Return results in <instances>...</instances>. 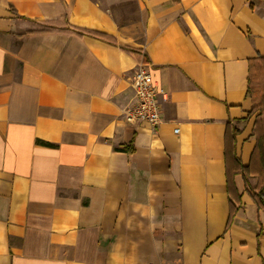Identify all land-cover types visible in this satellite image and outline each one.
<instances>
[{"label":"crops","instance_id":"crops-1","mask_svg":"<svg viewBox=\"0 0 264 264\" xmlns=\"http://www.w3.org/2000/svg\"><path fill=\"white\" fill-rule=\"evenodd\" d=\"M263 55L264 0H0V264H264L225 161L250 162ZM142 63L154 128L123 118Z\"/></svg>","mask_w":264,"mask_h":264},{"label":"trees","instance_id":"trees-1","mask_svg":"<svg viewBox=\"0 0 264 264\" xmlns=\"http://www.w3.org/2000/svg\"><path fill=\"white\" fill-rule=\"evenodd\" d=\"M128 51L136 56H141V54L135 50L128 49ZM143 60L145 61V57H143ZM246 94L252 104V110L249 113V116L255 115L252 136L256 141V145L252 152L248 166L243 167L240 164V161L236 158L235 154L231 153L234 149L233 145L230 147L226 142V187L228 192L233 191L234 175L236 173H241L246 188L250 191L258 210L264 211V55L249 60V77ZM228 133L229 127L227 126L226 138ZM232 133L234 136L236 131L234 130ZM229 162H231L232 171L229 168ZM251 177L256 178V184L254 187H249L248 185L247 180ZM238 207L239 205L235 207L230 203L228 224L236 213Z\"/></svg>","mask_w":264,"mask_h":264},{"label":"built area","instance_id":"built-area-1","mask_svg":"<svg viewBox=\"0 0 264 264\" xmlns=\"http://www.w3.org/2000/svg\"><path fill=\"white\" fill-rule=\"evenodd\" d=\"M131 88L133 102L125 108L124 120L128 123H145L154 128L160 122L159 100L166 101V93L153 81L145 63L134 71Z\"/></svg>","mask_w":264,"mask_h":264}]
</instances>
